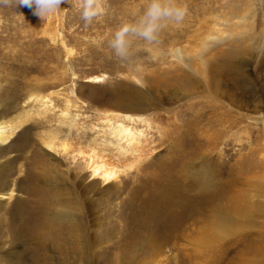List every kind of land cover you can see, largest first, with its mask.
Returning a JSON list of instances; mask_svg holds the SVG:
<instances>
[{
  "label": "rangeland",
  "instance_id": "rangeland-1",
  "mask_svg": "<svg viewBox=\"0 0 264 264\" xmlns=\"http://www.w3.org/2000/svg\"><path fill=\"white\" fill-rule=\"evenodd\" d=\"M185 2L125 59L147 0L0 5V264H264V0Z\"/></svg>",
  "mask_w": 264,
  "mask_h": 264
},
{
  "label": "clouds",
  "instance_id": "clouds-1",
  "mask_svg": "<svg viewBox=\"0 0 264 264\" xmlns=\"http://www.w3.org/2000/svg\"><path fill=\"white\" fill-rule=\"evenodd\" d=\"M106 2L107 0H79L81 18L85 24H91L93 20L106 14L104 7ZM64 4H69V0H0V5L5 7H27L32 10L33 15L42 20L62 11L61 6ZM187 14L188 6L185 0H147L135 23H121L117 27L110 46L117 57L125 59L129 50L130 33L138 35L151 44H156L159 40L158 34L162 30L161 20L170 19L180 24Z\"/></svg>",
  "mask_w": 264,
  "mask_h": 264
},
{
  "label": "bare ground",
  "instance_id": "bare-ground-1",
  "mask_svg": "<svg viewBox=\"0 0 264 264\" xmlns=\"http://www.w3.org/2000/svg\"><path fill=\"white\" fill-rule=\"evenodd\" d=\"M118 117L121 118V116H118ZM124 119H130L131 120V118L129 116H127V115L124 116ZM107 123L110 126V127L109 126L108 127H109V130H110L111 135L115 136L118 139H121V141H122V139H127L128 141L131 142V144H132L133 141H135V134H134V132L131 131L130 128L125 125L124 121H120L118 119V120H115L114 122H112V120H110ZM2 129L3 128L1 127V124H0V141H3L4 140L3 139L4 137L1 134L2 133ZM48 139H49V144L48 145L54 146V141H55L56 138L54 139L53 137H49ZM64 148H66V145H64ZM100 169H101L100 167H95L93 171L96 174L97 172L100 171ZM100 174H101L103 180L104 181H107V180H109L113 176V171L106 170V171H102ZM11 194L12 193L10 192V195Z\"/></svg>",
  "mask_w": 264,
  "mask_h": 264
}]
</instances>
